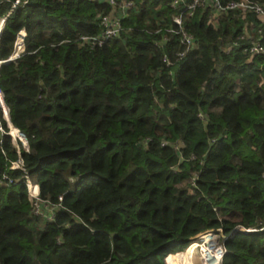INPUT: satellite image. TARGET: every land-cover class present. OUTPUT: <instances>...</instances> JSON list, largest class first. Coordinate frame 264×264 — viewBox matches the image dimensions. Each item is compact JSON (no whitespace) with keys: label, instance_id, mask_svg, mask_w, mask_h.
<instances>
[{"label":"trees","instance_id":"16d2710c","mask_svg":"<svg viewBox=\"0 0 264 264\" xmlns=\"http://www.w3.org/2000/svg\"><path fill=\"white\" fill-rule=\"evenodd\" d=\"M14 1L0 0V60L20 31L24 52L0 86L42 215L4 134L0 264H192L209 229L227 237L222 264H264V54L244 51L264 45V18L206 5L179 27L182 4L128 0L122 31L91 45L107 1Z\"/></svg>","mask_w":264,"mask_h":264},{"label":"built area","instance_id":"2783aa9c","mask_svg":"<svg viewBox=\"0 0 264 264\" xmlns=\"http://www.w3.org/2000/svg\"><path fill=\"white\" fill-rule=\"evenodd\" d=\"M19 1L20 0H15L12 8L15 7L19 3ZM104 1H107L109 4H111L112 11H110L107 14H101L99 16L101 33L98 36H81L80 40L83 43H90L91 45H96V44L100 45L103 43V41L117 36L122 31L123 27L121 24V18L123 17L124 13L130 7L133 6V2L128 0H104ZM184 1L185 0H172L171 3V6L173 8L180 7L181 4L183 5V7L181 8V12L177 13L176 15H173V20L179 27H182L183 16L190 17L198 7H202L206 5H210L212 9L219 12L228 11L231 9H240L242 11H254L261 18H264V5L256 3L251 0L228 1L227 3H222L221 0H192L191 2H187V3H185ZM4 20L5 18L0 19V27L2 24H4ZM19 33L17 35V39ZM180 36H181L180 43L185 46L186 50L193 47L194 40L191 34H188L183 29H181ZM26 38L27 36L23 37V40L25 41ZM17 39L14 44L15 46L12 55L7 60H0V65L3 63H7V61L9 62L13 61L23 54L24 46L21 49H19V47L17 46ZM17 50L19 51V53H16ZM244 51L248 52L249 54H258V53L264 54V45L260 41L252 39L251 43L244 48ZM184 52L179 53L180 56H182ZM1 120L5 122V126L3 127L0 124V136L4 134L9 135L12 145L19 155L18 160L12 162L11 168H19L23 171L24 173L23 180L27 187L28 197L31 202V205L36 203L37 207L39 208V200H40L39 185L38 183L32 181L29 178L21 159V149L28 150L29 148L28 141L24 133L11 123L9 117V108L5 103L3 91L0 86V121ZM12 129H16L18 133L17 137H15L12 134ZM5 178L6 176H4L2 179ZM9 182H11V180H9ZM34 186L36 187L35 191H33ZM32 213H33V209H32ZM236 230L245 231L246 229L237 228ZM206 231L210 232V230H205L201 232L199 235L195 237L198 240L196 242H194L193 240L190 245H195L194 248L196 249L197 252H199L202 264H222L223 256L226 253V248L223 244V241L220 239H222V237L223 239H226L227 237L225 236L220 237L218 235L216 236L211 233L209 236L206 235L205 233ZM188 249L189 248H187V250Z\"/></svg>","mask_w":264,"mask_h":264},{"label":"rangeland","instance_id":"374dc122","mask_svg":"<svg viewBox=\"0 0 264 264\" xmlns=\"http://www.w3.org/2000/svg\"><path fill=\"white\" fill-rule=\"evenodd\" d=\"M239 80L238 79H235L234 80V85L237 87L238 86V84H239ZM260 83L261 84H263L264 83V76H260ZM34 205H32V209L34 210ZM37 211H38V213L37 214H35L34 212H33V216L35 217V219H38V217L39 216H41L42 215V212H41V210H40V208H37ZM47 216V215H46ZM45 216V217H46ZM233 219L234 220H238V217H236V216H233ZM36 226H38L37 225V221H36ZM210 230V232H205L206 233V235H209L210 236V233L211 234H214V235H218V236H220V237H222L221 236V233H220V231H217V230H213V229H209ZM205 235V236H206ZM198 239L197 238H195L194 239V242H196ZM221 240V239H220ZM188 248H189V246H188ZM36 250H37V248H36ZM187 249H185L184 250V252H182V253H184L185 254V252H187L186 251ZM187 254V253H186ZM190 260H192L191 262H192V264H200L201 263V259H200V254H199V252H197L196 251V249L194 248V250H193V253H192V257L190 258ZM171 264H180L179 263V259H175V260H173L172 262H171ZM188 264V263H187ZM202 264V263H201Z\"/></svg>","mask_w":264,"mask_h":264},{"label":"bare ground","instance_id":"6f19581e","mask_svg":"<svg viewBox=\"0 0 264 264\" xmlns=\"http://www.w3.org/2000/svg\"><path fill=\"white\" fill-rule=\"evenodd\" d=\"M16 132V133H15ZM12 134L15 136V137H17V135H18V133H17V131H16V129H12ZM35 208H34V212H35V214H37L38 213V211H37V205H36V203H35V206H34ZM187 253V252H186ZM185 255V254H184ZM184 255H183V257H184Z\"/></svg>","mask_w":264,"mask_h":264},{"label":"water","instance_id":"95a60500","mask_svg":"<svg viewBox=\"0 0 264 264\" xmlns=\"http://www.w3.org/2000/svg\"><path fill=\"white\" fill-rule=\"evenodd\" d=\"M2 26H3V25H2ZM2 26H1V27H2ZM1 27H0V28H1ZM7 62H9V61H7ZM240 231H241V230H240ZM242 231H244V230H242ZM246 231H251V230H246Z\"/></svg>","mask_w":264,"mask_h":264}]
</instances>
